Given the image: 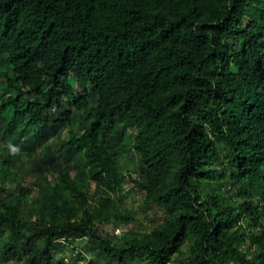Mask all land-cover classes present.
<instances>
[{"label": "trees", "instance_id": "1", "mask_svg": "<svg viewBox=\"0 0 264 264\" xmlns=\"http://www.w3.org/2000/svg\"><path fill=\"white\" fill-rule=\"evenodd\" d=\"M126 156L165 217L117 237ZM85 253L264 264V0H0V264Z\"/></svg>", "mask_w": 264, "mask_h": 264}, {"label": "rangeland", "instance_id": "2", "mask_svg": "<svg viewBox=\"0 0 264 264\" xmlns=\"http://www.w3.org/2000/svg\"><path fill=\"white\" fill-rule=\"evenodd\" d=\"M77 89L79 86L76 85ZM79 112H74L72 115L73 126L72 130L77 131L80 128V120H79ZM135 136V131H130L129 143H132L133 138ZM134 160H131V157L126 156L123 160L124 163V172L125 176L123 178V184L121 189L117 188L115 192H110V198L113 201V205L109 208L112 216L111 219L114 220L115 215H125L129 218L127 224H121L114 226L111 223L99 224L100 230L105 234L115 235L117 237L123 235V233L127 231L137 232V233H149L154 228L161 225L164 221L165 212L162 208L158 207L156 204H146L144 201V195L137 187L134 179L138 177V172H136V167L134 165ZM135 169V170H134ZM226 188V187H225ZM94 191V185L90 184V196ZM77 242L76 246H81L82 243ZM65 249L63 251V255L68 259L70 255V249L72 247L68 246L66 242H64ZM85 258L76 263L69 264H90L93 256L90 253H85ZM184 259L174 260L173 264H184ZM13 264V261L10 263Z\"/></svg>", "mask_w": 264, "mask_h": 264}]
</instances>
